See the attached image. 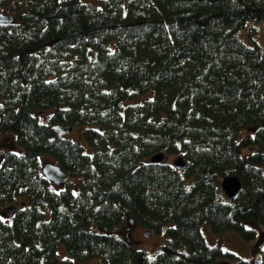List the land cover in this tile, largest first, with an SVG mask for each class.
I'll list each match as a JSON object with an SVG mask.
<instances>
[{
	"label": "trees",
	"instance_id": "1",
	"mask_svg": "<svg viewBox=\"0 0 264 264\" xmlns=\"http://www.w3.org/2000/svg\"><path fill=\"white\" fill-rule=\"evenodd\" d=\"M11 3L0 135L15 146L0 163V206L17 208L0 215V264H55L62 243L65 264H215L234 254L208 242L204 223L256 238L246 223H264V46L241 30L257 33L264 0H0V11ZM34 109H52L49 121ZM57 124L81 126L92 152ZM43 155L69 174L62 187L44 176ZM228 174L242 183L233 198ZM126 217L166 226L162 249L93 230ZM240 263L264 264V249Z\"/></svg>",
	"mask_w": 264,
	"mask_h": 264
},
{
	"label": "rangeland",
	"instance_id": "2",
	"mask_svg": "<svg viewBox=\"0 0 264 264\" xmlns=\"http://www.w3.org/2000/svg\"><path fill=\"white\" fill-rule=\"evenodd\" d=\"M85 2H95L98 3V0H82ZM13 4L11 3L7 7H5L2 11L6 13H13ZM18 4L23 6V2L19 1ZM251 22H248L246 27L241 30V35L243 40L249 44L254 45L258 43L260 46H264V20L258 22L256 24L257 33L253 36H249L247 34L248 26ZM151 93V92H150ZM52 113V109L50 110H37L34 109V114L39 117V119L43 122L49 121L48 114ZM81 126H75L72 131L67 133V136L73 140L78 141L84 146L86 152H92V146L79 135ZM252 129L251 126L246 128V131H250ZM245 130L241 132V137L244 135ZM11 135H0V144L4 145L6 149L14 148L15 143L12 140ZM244 153L250 151V148H243ZM179 154H171L170 162L178 157ZM47 160L55 161L53 157L43 155L41 157V162L44 164ZM262 170L264 171V163L260 165ZM191 182V179L188 180ZM63 184L61 185V187ZM8 205L0 206V215L3 214L2 210L4 207ZM46 217H49V212H46ZM129 217H126L123 223L116 226L113 229L109 228H100L98 225H94L93 230L97 232H107V233H115L128 241V243L135 249H142L148 252L149 255L154 256L159 250L162 249L163 245L167 240L166 236V226H164L161 230L150 229V234L147 235L145 232L147 231L141 224L134 222L130 229V236H126V226L128 225ZM246 227H254L257 232V236L255 239L248 240L245 239L238 230L236 229H226L221 232H214L211 230L207 223H204L202 226V230L207 237V240L210 244L216 245L219 244L223 250L232 252L234 256H229L226 258H220L216 261L215 264H221L222 261H227L230 264H243L240 263L241 260H247L250 263L258 259L262 251L264 249V223L256 221H251L246 223ZM58 256L59 260L55 264H65L63 259L68 257L69 254L67 252L65 244H60L58 247ZM73 264H104L100 257L90 258L85 261H74ZM130 264H135L131 262Z\"/></svg>",
	"mask_w": 264,
	"mask_h": 264
},
{
	"label": "water",
	"instance_id": "3",
	"mask_svg": "<svg viewBox=\"0 0 264 264\" xmlns=\"http://www.w3.org/2000/svg\"><path fill=\"white\" fill-rule=\"evenodd\" d=\"M12 13H5L0 11V23L1 22H11L13 21ZM55 128L61 130L62 132H69L71 130V126L57 124L54 126ZM6 154L5 147L0 146V163ZM166 158V153L164 151L157 152L151 156V160L153 162H162ZM173 165L179 170H183L186 167V161L182 156H178L174 161ZM42 172L44 176L51 181L55 185L64 184L69 179V174L55 161L47 160L42 164ZM221 187L224 192L228 195V197H235L241 190L242 183L237 174H228L223 177L221 180ZM17 206L15 203H10L6 206L2 212L8 216H12L16 210ZM135 222L133 217H130L128 220V225L126 226V236H130V229L133 223ZM147 235L150 234V231L147 230L145 232ZM221 264H230L227 261H222Z\"/></svg>",
	"mask_w": 264,
	"mask_h": 264
},
{
	"label": "flooded vegetation",
	"instance_id": "4",
	"mask_svg": "<svg viewBox=\"0 0 264 264\" xmlns=\"http://www.w3.org/2000/svg\"><path fill=\"white\" fill-rule=\"evenodd\" d=\"M0 146L5 147L4 145H2V143L0 144ZM5 149H6V147H5ZM6 151H7V149H6Z\"/></svg>",
	"mask_w": 264,
	"mask_h": 264
},
{
	"label": "bare ground",
	"instance_id": "5",
	"mask_svg": "<svg viewBox=\"0 0 264 264\" xmlns=\"http://www.w3.org/2000/svg\"><path fill=\"white\" fill-rule=\"evenodd\" d=\"M147 230H150V229H147Z\"/></svg>",
	"mask_w": 264,
	"mask_h": 264
}]
</instances>
